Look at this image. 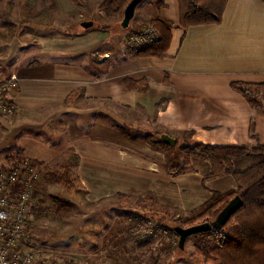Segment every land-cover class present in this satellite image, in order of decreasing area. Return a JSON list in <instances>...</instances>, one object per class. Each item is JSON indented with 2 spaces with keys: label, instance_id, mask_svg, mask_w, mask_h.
I'll return each mask as SVG.
<instances>
[{
  "label": "crops",
  "instance_id": "1",
  "mask_svg": "<svg viewBox=\"0 0 264 264\" xmlns=\"http://www.w3.org/2000/svg\"><path fill=\"white\" fill-rule=\"evenodd\" d=\"M92 1L82 4L92 9L86 5ZM146 8L151 13L139 23L158 18L171 27L166 53L135 57L119 50L120 34L94 24L80 23L84 31L74 37L41 35L38 49L21 57H42L15 65V113L0 121L16 142L13 162L35 168L37 187L42 189L47 171L65 166L82 184L86 203L119 194L148 197L185 216L213 192L232 190L234 178L205 180L210 164L196 157L185 167L173 157L168 163L169 149L151 146L147 138L161 141L166 134L176 145H264V100L261 110H253L230 86L264 81V3L227 0L219 23L185 29L178 25V0H147ZM125 79L145 80V90H129ZM260 161L241 157L232 168Z\"/></svg>",
  "mask_w": 264,
  "mask_h": 264
},
{
  "label": "rangeland",
  "instance_id": "2",
  "mask_svg": "<svg viewBox=\"0 0 264 264\" xmlns=\"http://www.w3.org/2000/svg\"><path fill=\"white\" fill-rule=\"evenodd\" d=\"M146 1L136 7L128 29L123 30L120 27L122 15L105 13L109 0L86 3L94 5L92 9L84 7V0L78 4L72 0H0V79L12 74L15 65L42 57L38 54L26 59L21 57L25 51L38 49L37 37L67 34L74 37L84 31L80 23L85 21L93 22L96 29L120 34L117 45H120L119 50L126 51L127 34L149 24L138 22L140 17L151 13ZM124 126L127 129V125ZM5 130L0 121V162L9 163L17 159L16 142L14 138L9 139ZM152 138L155 137H148V144ZM184 145L179 142L173 151H168V156L178 164H181L180 148ZM167 161L170 163L169 159ZM37 192L36 200L32 201L33 221L25 236V244L36 252L34 264H194L195 239L189 238L184 249L178 250V237L149 218L150 208L154 206L142 197L119 194L89 204L84 201L82 191L66 193L60 186L49 185L44 180L42 189L38 186ZM162 209L166 211L165 223L169 228L190 215ZM137 213L141 216L136 220L133 214ZM148 231L151 241L138 246V240L144 239Z\"/></svg>",
  "mask_w": 264,
  "mask_h": 264
},
{
  "label": "trees",
  "instance_id": "3",
  "mask_svg": "<svg viewBox=\"0 0 264 264\" xmlns=\"http://www.w3.org/2000/svg\"><path fill=\"white\" fill-rule=\"evenodd\" d=\"M261 1L264 3V0ZM72 2L78 4L80 0H72ZM226 2L227 0H178L179 27L185 29L190 26L219 23ZM127 3V0H109L105 8L106 15H122ZM148 25L157 30L159 38L149 46L138 50L133 55L135 57H158L169 49L171 27L158 18L150 20ZM145 82L143 79L139 81L125 79L124 85L129 90L143 89L142 86ZM230 86L233 91L243 96L253 110H261L264 100V96H262L264 94V81L261 84H248L238 81L231 83ZM149 144L172 150L170 146L165 145L160 140L156 142L149 140ZM180 149L183 155L181 165L185 167L191 157L205 160L210 164V171L205 180L230 174L234 178L235 187L224 193L213 192L206 204L197 210L193 209L190 215L183 217L178 224L173 223L170 228L165 223L167 220L164 217L166 211L159 205H155L151 198L145 197L143 199L154 206L150 208L149 218L155 223L157 221L161 227H164L163 229L168 228L177 239V235L173 231L174 226L188 228L206 221L211 222L219 211L238 195L242 200V206L230 216L222 228L211 229L189 237L195 239L192 253L193 263L264 264V145L245 147L211 146L196 143L184 145ZM250 156H259L261 161L244 170H233V160ZM169 161L172 163L170 157ZM43 179L49 185L60 186L66 193L84 190L79 180L65 166H61L58 170L47 171L43 175ZM142 211L145 213L144 210ZM138 214H133L136 220L141 216ZM154 225L157 226V224ZM151 237L147 234L144 239H139L138 246L151 241Z\"/></svg>",
  "mask_w": 264,
  "mask_h": 264
},
{
  "label": "built area",
  "instance_id": "4",
  "mask_svg": "<svg viewBox=\"0 0 264 264\" xmlns=\"http://www.w3.org/2000/svg\"><path fill=\"white\" fill-rule=\"evenodd\" d=\"M127 35V53H136L159 38L150 25ZM18 90L19 78L15 73L0 79V117L14 115ZM38 177L29 163L0 162V264L35 263L36 252L25 244V236L33 221L32 201L38 195Z\"/></svg>",
  "mask_w": 264,
  "mask_h": 264
},
{
  "label": "water",
  "instance_id": "5",
  "mask_svg": "<svg viewBox=\"0 0 264 264\" xmlns=\"http://www.w3.org/2000/svg\"><path fill=\"white\" fill-rule=\"evenodd\" d=\"M143 0H130L125 8L123 9L122 14V23H120V27L123 30L128 29L129 24L131 20L134 17L135 9L136 7L142 2ZM94 23L91 21H85L81 22L82 27H91ZM161 141L167 145V146H176L175 140L171 139L170 137L165 135H162ZM242 206V200L237 195L232 200H230L220 211L219 213L214 217V219L211 222H204L201 224H197L188 228H183L180 226H174L173 231L177 235V247L179 250L184 249L185 242L187 238L190 236H193L197 233L207 232L211 229H220L222 228L228 219H230V216L240 207Z\"/></svg>",
  "mask_w": 264,
  "mask_h": 264
}]
</instances>
